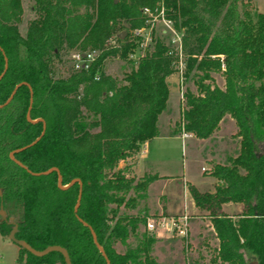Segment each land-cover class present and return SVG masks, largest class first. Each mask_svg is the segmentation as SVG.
Here are the masks:
<instances>
[{
    "label": "trees",
    "instance_id": "trees-1",
    "mask_svg": "<svg viewBox=\"0 0 264 264\" xmlns=\"http://www.w3.org/2000/svg\"><path fill=\"white\" fill-rule=\"evenodd\" d=\"M30 1L34 16L21 34L20 0H0V206L19 211L18 220L0 219V237L15 225V239L34 250L58 245L71 264H158L150 253L155 238L135 236L144 218L124 212L157 177L132 181L116 164L158 135L156 117L165 108V78L175 71V58L153 37L133 63L126 55L135 43L126 33L117 39L120 50L111 51L127 66L120 82L102 73L111 52L63 79L51 75L50 57L62 48H100L116 22L141 27L140 9L159 0ZM160 2L182 32V78L191 73L194 88L181 92L171 133L206 140L223 117L234 125L229 154L209 168L212 191L185 184L216 239L209 261L264 264V12L252 0ZM212 73L221 74L222 88L204 82ZM230 202L240 210L228 217L220 208ZM133 237L132 247L114 250ZM15 256L18 264H63L55 251L34 257L19 247Z\"/></svg>",
    "mask_w": 264,
    "mask_h": 264
},
{
    "label": "rangeland",
    "instance_id": "rangeland-1",
    "mask_svg": "<svg viewBox=\"0 0 264 264\" xmlns=\"http://www.w3.org/2000/svg\"><path fill=\"white\" fill-rule=\"evenodd\" d=\"M254 1L258 6V9L264 11V0ZM30 4V0H20L22 14L20 16V21L17 23V27L21 34L24 32L28 20L34 16L33 11L30 10ZM155 6L156 4L154 5V8ZM154 8L151 9L152 12H154ZM113 25L114 26H111L110 28L109 35L103 40L100 47L104 50L106 49V40L109 38L114 39V35L118 32L123 31L124 33H127L126 29L120 28L121 26L119 22H116ZM153 37H157L158 40H163L166 44V34L160 32V25L158 24L153 28ZM72 51H78V49L68 50L66 48H62L55 56L50 57L51 75L54 78L63 79L68 76V74L73 73L69 72V62L68 59H66L67 54ZM111 51L112 49L107 48L104 52ZM103 58L104 59L101 65L102 73L107 74L110 78H115L116 82H120L123 73L127 71V66L116 56V53L114 52H111L110 54L107 53ZM182 60L183 57L181 61ZM168 76H170L168 78L167 86V88H169V94L167 93L166 97L168 99L167 102H165V108L156 117V125L159 135L167 133V131L174 127L173 123L178 122L177 117L173 115L175 113L173 105L175 101L174 98H177L179 111L181 92L185 89H189L194 92L191 73L187 77H181L180 81L178 80V76L175 72H172ZM172 82H175V86H173L174 88H171V85L174 84ZM204 82L208 84L211 83L222 88V78L220 73H212L210 82ZM233 130V124L221 123L218 127V131L215 132L211 139L209 138L203 141H198L197 139L195 140L194 138H189L186 144L180 143L178 140L163 141V152L161 154H163L164 160H162L163 158L160 160L169 165H158L155 171L158 175L165 174L167 176L160 178L156 182H152L148 186V189L146 188L142 199L135 200V206L132 209H125L124 212L131 215L136 214L138 218L161 215L159 206L165 202L164 198L161 196L162 192H165L166 195L168 192H171L172 195H178L179 199H181L182 192H180V190L177 191V184L179 185L180 183V175H182L183 178L192 179L194 186L204 189L205 186L201 181L205 182L204 180L211 178L208 175L210 166L214 162H222L224 157L229 154V151L232 148L231 139L228 135ZM155 147V144L150 146L148 152L150 156L151 154L156 153ZM203 159H205L208 163ZM200 166H202V169H200ZM121 167L123 168L125 166ZM123 172L126 177H130L129 175H126L125 170H123ZM153 172L154 171H147L145 175H152ZM130 178H132V181L137 179L133 175ZM182 199L185 203L181 201L180 208H178V210L171 215H180L182 213L187 215L189 228L187 237L185 239H179L173 236L160 234L159 232H153L151 236L155 238V241L151 245L150 253L153 255L158 264H188V261L189 264H211L209 260L214 254L213 248L215 247L216 239L214 238V235H212L208 218L205 216V213L200 214L195 210H189V207H187L186 204L189 199L186 198L185 195H182ZM0 208H2L4 214L10 216L13 220H18L19 211L13 208L10 204L5 203L1 205ZM141 232L148 236L143 230L142 221H138L135 236L137 237ZM200 242L203 243L200 244ZM134 243L135 238L133 237L127 239L126 245H122L117 242L113 245V248L116 252H121L124 251L127 246L132 247ZM15 250L17 249H15V245L10 240L6 237H0V264H18L15 260Z\"/></svg>",
    "mask_w": 264,
    "mask_h": 264
},
{
    "label": "built area",
    "instance_id": "built-area-1",
    "mask_svg": "<svg viewBox=\"0 0 264 264\" xmlns=\"http://www.w3.org/2000/svg\"><path fill=\"white\" fill-rule=\"evenodd\" d=\"M140 14L143 16V25L138 28L126 29V40H132L135 43L133 51H129L126 55L133 63L142 55L144 48L149 46L153 38V28L155 25H160V32L166 34L167 55L173 56L175 60L174 72L178 76V80L182 77V52H181V30H175L172 23L165 17L161 2L156 3L154 12L149 7L143 6L140 9ZM119 33V32H118ZM114 39L109 38L106 44V49L120 50L117 34ZM110 45V46H109ZM103 48H95V50L72 51L67 54L69 62V71L79 73V71H87L89 67L95 63L99 55L105 51ZM98 78V74L94 73L93 80ZM182 136L185 133H181ZM202 169V168H200ZM143 222V230L149 236L153 232H159L164 235L173 236L179 239H185L188 233V217L184 213L180 215H159L145 217Z\"/></svg>",
    "mask_w": 264,
    "mask_h": 264
},
{
    "label": "crops",
    "instance_id": "crops-1",
    "mask_svg": "<svg viewBox=\"0 0 264 264\" xmlns=\"http://www.w3.org/2000/svg\"><path fill=\"white\" fill-rule=\"evenodd\" d=\"M252 4H253L254 9L256 11L264 12V11H261V10L258 9V6L255 4L254 0H252ZM169 77L170 76H167L165 78L166 88L168 86V78ZM172 83H174V84H172ZM172 83H171L172 84L171 88H174L173 86H175V82H172ZM167 89L169 90V88H167ZM168 94H169V91H168ZM167 99L168 98H166L165 102H167ZM174 100L175 101H174L173 105H174V108H175V111H174L175 113L173 115L177 117V114H178L177 98H174ZM221 123H224V124H230L231 123V124H233V121L230 118L223 117L221 119V121L219 122L218 127L220 126ZM171 131H172V129L167 131V133H165V134H160V135L158 134L157 136L151 137L147 141L141 143L139 145L138 149L135 152L131 153L130 156L125 157L123 160L118 161L117 162V167L125 166L124 169H125L126 175H129L130 177L133 175L136 178L142 176L147 171H149V172L154 171L152 174L156 175L157 178L151 180L148 183V185H147V189H148V186L152 182H156L160 178H164V176H167L165 174L164 175H158V174H156V171H155L156 167H158V165L159 166H167V165H169V164L165 163L164 161H162V160H164L163 154H161L163 152V148H162L163 143L162 142L163 141H168V140H178L180 143L186 144V142H187V140L189 138H193L187 133H185V135L182 136L181 135V133H182L181 131H179V132L175 131V133H171ZM197 140L198 141H203L202 139H197ZM152 144L156 145V147H155L156 148V153L151 154V156H150V154H148V152H149V148H150V146ZM160 159H162V160H160ZM203 160L205 162H207L205 159H203ZM201 167L202 166H200V168ZM204 181L205 182H203V181H201V182L204 184L205 188L204 189H200V188H198V186L197 187L194 186V184H193L194 182H193L192 179L183 178V176L180 175V179H179L180 183H179V185L177 184V186H178L177 187V191L180 190V192H182L181 199H179L178 195H175V196L172 195L171 192H168L167 195H166L165 192L164 193L162 192L161 196L164 198L165 202H164V204L159 206V209L161 211L160 212L161 215L165 216V215H171V214L175 213L178 210V208H180V204H181L180 202L183 201L182 195H185L186 198L189 199V197L187 195V190H186L185 184H189V185L193 186L196 190H198L200 192H202V191H207V192L212 191L213 179L212 178H207V180H204ZM183 203H185V202L183 201ZM186 204H187V207H189V210H195L196 212H199L200 214L205 213L204 211L194 207L192 202L190 201V199H189L188 203L186 202ZM220 210L226 216L231 217L232 214H235V213L239 212L240 205L230 202V203H226V204L221 205ZM188 230H189V228H188ZM160 234H162V233H160ZM204 246H205V244H204ZM15 249H17L16 246H15ZM248 264H255V262H254L253 259H250Z\"/></svg>",
    "mask_w": 264,
    "mask_h": 264
},
{
    "label": "water",
    "instance_id": "water-1",
    "mask_svg": "<svg viewBox=\"0 0 264 264\" xmlns=\"http://www.w3.org/2000/svg\"><path fill=\"white\" fill-rule=\"evenodd\" d=\"M127 28V26L125 25L124 26V29H126ZM123 35H124V32L123 31H121V32H119L118 34H117V38L118 39H121L122 37H123ZM18 84H16V85H14V88L17 86ZM14 88L11 90V94L9 95V97L7 98V100L6 101H8L9 99H10V97L12 96V94H13V91H14ZM25 119L26 120H28V116H27V113L25 114ZM16 150H18V149H16ZM16 150L15 151H13V152H16ZM13 152H9L8 154H7V156H8V158H10V159H12L13 160V158H11V155H12V153ZM49 170H53V171H55L56 172V169L54 168V167H51V168H49ZM49 170H47V171H45V172H43V173H46V172H49ZM58 179H57V185L59 184V177H57ZM76 182L78 185H79V182H78V180H76V179H74V180H70V182ZM77 199H78V196H77V198H76V201H75V204H74V210H75V208H76V203H77ZM4 217V212H3V210H2V208H0V219H2ZM15 225H13V227L8 231V233H7V235H6V238L8 239V240H10L17 248H19V247H21L22 249H24L27 253H29L31 256H42V255H45V254H47V253H50V252H52V251H55V252H57V253H59V255H61V258H62V262H63V264H71L70 263V261H69V257H68V255H66V252H65V250L62 248V247H60V246H58V245H55V244H51V245H49V246H45V247H43L42 249H33V248H31L25 241H23V240H21V239H15L14 237H13V233H14V231H15ZM93 238V237H92ZM94 239V238H93ZM98 249V251H99V253L100 254H102V252H100V248L98 247L97 248ZM102 256L105 258V256H104V254H102ZM106 261V260H105Z\"/></svg>",
    "mask_w": 264,
    "mask_h": 264
}]
</instances>
